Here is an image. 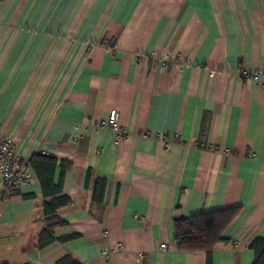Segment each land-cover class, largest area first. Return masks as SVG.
<instances>
[{"label": "crops", "instance_id": "obj_1", "mask_svg": "<svg viewBox=\"0 0 264 264\" xmlns=\"http://www.w3.org/2000/svg\"><path fill=\"white\" fill-rule=\"evenodd\" d=\"M23 17L0 39V131L26 160L53 155L60 191L30 167L0 196V263L253 264L264 90L241 71L264 69V0H34ZM111 108L119 141L99 126ZM62 196L39 247L43 203ZM235 207L208 258L177 249L176 220Z\"/></svg>", "mask_w": 264, "mask_h": 264}, {"label": "trees", "instance_id": "obj_2", "mask_svg": "<svg viewBox=\"0 0 264 264\" xmlns=\"http://www.w3.org/2000/svg\"><path fill=\"white\" fill-rule=\"evenodd\" d=\"M28 162L31 169L38 176L44 194H53L54 192L58 193L60 191V184L58 187L49 185L56 165V158L53 155L35 153L29 158ZM66 202L67 198L62 196L43 203V213L47 218L45 220V230L39 240V247H43L53 240L51 236L53 229L55 226L63 223L54 214ZM237 212L238 208L235 207L208 213H199L176 220L174 222L173 239L177 249L186 251L201 250L206 253L208 258L214 244L222 240V229L232 220ZM249 247L254 252L253 264H264V238L254 239ZM56 264H79V262L70 255H64L56 261Z\"/></svg>", "mask_w": 264, "mask_h": 264}, {"label": "built area", "instance_id": "obj_3", "mask_svg": "<svg viewBox=\"0 0 264 264\" xmlns=\"http://www.w3.org/2000/svg\"><path fill=\"white\" fill-rule=\"evenodd\" d=\"M108 47L110 40H104ZM241 76L246 80L255 82L264 90V69H253L251 71L242 70ZM104 124L113 133L114 141L122 140L126 137V131L120 121V112L116 108H111L106 118L100 122L99 126ZM229 152V149H225ZM31 178V169L28 160L16 153L11 138L0 131V196L7 198L13 195L23 185L27 184ZM160 248H166L165 243H161ZM106 254V251L103 252Z\"/></svg>", "mask_w": 264, "mask_h": 264}, {"label": "rangeland", "instance_id": "obj_4", "mask_svg": "<svg viewBox=\"0 0 264 264\" xmlns=\"http://www.w3.org/2000/svg\"><path fill=\"white\" fill-rule=\"evenodd\" d=\"M33 10L34 0H0V39L8 32V43H15L24 22L23 16Z\"/></svg>", "mask_w": 264, "mask_h": 264}]
</instances>
